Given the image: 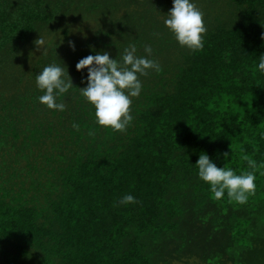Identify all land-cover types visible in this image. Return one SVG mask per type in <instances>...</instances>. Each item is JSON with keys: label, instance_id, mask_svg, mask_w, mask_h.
I'll list each match as a JSON object with an SVG mask.
<instances>
[{"label": "trees", "instance_id": "trees-1", "mask_svg": "<svg viewBox=\"0 0 264 264\" xmlns=\"http://www.w3.org/2000/svg\"><path fill=\"white\" fill-rule=\"evenodd\" d=\"M194 2L207 28L195 52L164 25L172 0H0V264H264V0ZM132 43L161 71L139 77L116 132L95 123L76 64ZM52 63L78 87L63 112L38 101ZM201 153L237 174L257 162L246 204L212 197ZM126 194L137 202L120 205Z\"/></svg>", "mask_w": 264, "mask_h": 264}, {"label": "clouds", "instance_id": "clouds-1", "mask_svg": "<svg viewBox=\"0 0 264 264\" xmlns=\"http://www.w3.org/2000/svg\"><path fill=\"white\" fill-rule=\"evenodd\" d=\"M165 27L173 34L181 47L195 52L204 47V36L207 28L204 22V13L196 6L194 0H172V7L166 13ZM264 39V34H262ZM36 50L42 55L48 51L49 42L42 36L34 42ZM73 50L75 45L72 44ZM57 53V52H56ZM143 56L137 55V46L132 43L124 49L120 59L111 58L108 51L96 52L78 61L76 70L87 75L82 82L86 87L79 88L80 94L95 108V123L116 132H124L133 122L130 111L132 98L141 95L143 84L139 77L149 75L150 71H161L160 64L151 58L153 49L144 46ZM256 70L264 74V54L258 57ZM36 86L44 94L38 97L39 103L48 109L63 112L65 104L58 103L57 98L65 95L72 88L73 80L65 65L52 63L45 66L36 75ZM78 128V124H73ZM229 153H225L228 159ZM251 171H242L237 174L230 167H218L206 153H201L195 163L198 177L209 185L212 197L220 200L225 193L230 201L246 204L249 197L256 191L257 162L244 157ZM136 198L131 194L124 195L118 203L127 206L135 204Z\"/></svg>", "mask_w": 264, "mask_h": 264}, {"label": "rangeland", "instance_id": "rangeland-1", "mask_svg": "<svg viewBox=\"0 0 264 264\" xmlns=\"http://www.w3.org/2000/svg\"><path fill=\"white\" fill-rule=\"evenodd\" d=\"M85 24H80V23H78V22H75V23H73L71 26V29H70V33L72 32V35L74 36V37H76V35L78 34V36H83L84 35V33H86L87 35H89V33L91 32V31H89L88 29H86L87 27H85V26H88L89 28H92V27H94V22H92V21H90V20H85V22H84ZM88 23V24H87ZM82 25V26H81ZM81 26V27H80ZM85 27V28H84ZM85 30V31H84ZM93 35V34H92ZM91 35V36H92ZM176 264H185V263H176ZM188 264H203V263H201V262H198V261H195V260H192V261H190Z\"/></svg>", "mask_w": 264, "mask_h": 264}]
</instances>
